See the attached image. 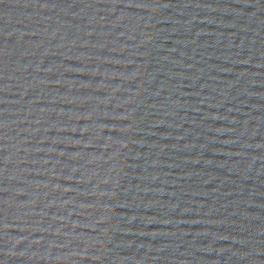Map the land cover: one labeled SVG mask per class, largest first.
Returning a JSON list of instances; mask_svg holds the SVG:
<instances>
[{"label":"water","instance_id":"95a60500","mask_svg":"<svg viewBox=\"0 0 264 264\" xmlns=\"http://www.w3.org/2000/svg\"><path fill=\"white\" fill-rule=\"evenodd\" d=\"M0 264H264V0H0Z\"/></svg>","mask_w":264,"mask_h":264}]
</instances>
